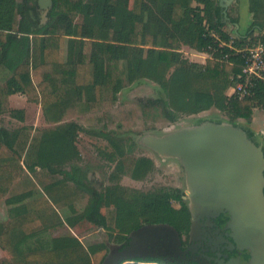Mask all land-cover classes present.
I'll return each mask as SVG.
<instances>
[{"label":"trees","instance_id":"1","mask_svg":"<svg viewBox=\"0 0 264 264\" xmlns=\"http://www.w3.org/2000/svg\"><path fill=\"white\" fill-rule=\"evenodd\" d=\"M32 1L0 0V73L9 71L0 81V113L10 111L23 122V109H4L19 94L40 104L53 126L0 125V201L5 199L8 207L7 220L0 222V248L13 256L0 264H93L92 256L103 261L108 255L105 243L87 247L72 233L52 234L59 225L75 226L83 215L98 226L104 222L105 195L91 188L78 168L68 167L78 155L75 141L82 129L77 122H64L68 111L82 100L89 106L112 104L121 90L123 64L129 79L143 75L158 80L166 93L158 104L171 121L182 111L217 108L228 113L230 122L250 125L254 110L264 106V84L258 83L254 97L228 96L242 72L240 56L226 62L218 51L202 64L179 51L180 44L201 51L218 47L210 31L230 40L218 0H52L45 20L38 0L34 6ZM250 13L247 32L235 34L240 45L256 37L264 41V0H250ZM228 16L231 24L238 22ZM102 135L116 147L123 172L138 178L150 169L152 162L134 156L131 144L124 151L121 142ZM24 157L28 161L23 163ZM83 192L90 201L84 214L73 216L68 209ZM115 204L107 225L120 231L115 240L122 246L145 225L167 224L181 235L190 228L191 212L180 189L163 187L118 198Z\"/></svg>","mask_w":264,"mask_h":264},{"label":"rangeland","instance_id":"2","mask_svg":"<svg viewBox=\"0 0 264 264\" xmlns=\"http://www.w3.org/2000/svg\"><path fill=\"white\" fill-rule=\"evenodd\" d=\"M21 1V0H20ZM36 1H32L30 5H36ZM45 20L46 10H38ZM232 12H236V5L232 6ZM215 44V43H214ZM179 50L184 56L194 62L206 63L210 57L208 53L198 52L186 45H179ZM214 55V53H213ZM124 67V68H123ZM123 78L121 90L117 94L113 103H105L100 106H89L88 102L82 100L77 106L68 111L64 118V122L74 121L81 125L82 129L77 135L75 146L77 154L72 159L68 167H76L80 170V174L86 177V183L91 188L105 195V201L101 208L104 214V222L102 226H98L90 222L83 215L82 219L75 222V226L69 227L59 225L58 228L52 229V234L61 236L72 233L85 246L97 245L105 243L106 251L109 254L111 249L120 248L123 244L115 240V235L120 234L117 229H110L107 225L112 211L116 208L118 198H129L139 193L155 192L156 190L166 187L180 189L184 194V200L189 204L188 186L186 182V172L180 160L176 158L163 157L154 152L152 149L142 143V139L146 135L163 136L173 132L184 126H192L203 122L204 120L229 121L228 113L220 111L217 108L200 112L198 114H189L181 112L175 121H171L162 113L164 107L158 104V100L166 97V93L158 83V80L143 75H135L129 79L125 75V65L123 64ZM9 74V72H8ZM7 75L0 73V81L5 80ZM236 83L234 84V86ZM233 90L227 89L226 94L230 96ZM122 106V107H120ZM24 109L25 120L20 122L11 116L10 111L0 113V125L10 129L21 126H33V128L52 127L53 124L48 123L44 116L42 106L40 104L29 102L23 95H14L4 104V109ZM259 110H264L263 105L258 106ZM118 111H120L118 113ZM123 124V127L121 126ZM245 126L244 121L236 123ZM102 133L109 135V139L119 141L126 151L131 144L133 146L132 154L143 160L152 162L150 169L142 176L134 178L130 174H126L119 167V155H116V147L103 137ZM264 138V135L260 133ZM260 140V139H259ZM117 143V142H116ZM28 161V157H24L22 162ZM87 193H82L80 199H77L72 209L68 212H74L73 216L84 214L90 201ZM176 208H180V203L173 201ZM67 208H65L66 210ZM64 216V212L62 213ZM8 217V207L5 199L0 201V220L6 221ZM75 218V217H73ZM74 220V219H73ZM2 221V222H3ZM3 251V250H2ZM5 253V259H0V263L12 260L13 256ZM3 257V258H4ZM142 259H146L140 257ZM105 259V258H104ZM94 264H103V261L95 260ZM135 261H126L124 264H134ZM139 264H161V263H139Z\"/></svg>","mask_w":264,"mask_h":264},{"label":"water","instance_id":"3","mask_svg":"<svg viewBox=\"0 0 264 264\" xmlns=\"http://www.w3.org/2000/svg\"><path fill=\"white\" fill-rule=\"evenodd\" d=\"M234 0H219L225 20ZM45 6H52L46 0ZM227 23V24H228ZM142 143L163 157L176 158L186 172L191 233L199 218L228 214L227 228L236 245L251 252L250 264H264V144L243 125L204 120L163 136L146 135ZM169 239L181 250L179 232L167 224L145 225L130 234L122 250L111 249L103 264L142 257L137 251L153 239Z\"/></svg>","mask_w":264,"mask_h":264},{"label":"flooded vegetation","instance_id":"4","mask_svg":"<svg viewBox=\"0 0 264 264\" xmlns=\"http://www.w3.org/2000/svg\"><path fill=\"white\" fill-rule=\"evenodd\" d=\"M39 3L41 7L47 4L46 0H40ZM229 219L228 214L200 217L199 225L192 234L191 216L188 233H179L181 250L172 246L169 239L158 238L141 247L137 253L143 258L177 264H250L251 252L236 245L231 230L227 228ZM128 244L119 249L122 250Z\"/></svg>","mask_w":264,"mask_h":264},{"label":"built area","instance_id":"5","mask_svg":"<svg viewBox=\"0 0 264 264\" xmlns=\"http://www.w3.org/2000/svg\"><path fill=\"white\" fill-rule=\"evenodd\" d=\"M210 36L218 43V47L210 46L203 51L211 54L209 58H213L219 51L222 54L221 59L226 62H230L231 56H240L243 59L242 72L237 76L236 85L231 87L233 92L230 96L239 99L254 97L258 83L264 84V41L256 37L252 42L240 45L235 38L223 40L215 31H210ZM225 47L229 49L226 52L223 51Z\"/></svg>","mask_w":264,"mask_h":264},{"label":"crops","instance_id":"6","mask_svg":"<svg viewBox=\"0 0 264 264\" xmlns=\"http://www.w3.org/2000/svg\"><path fill=\"white\" fill-rule=\"evenodd\" d=\"M39 2H40V0H38V5L40 7V10H42V9L46 10V13L52 7V6L41 7ZM218 2H219V0H218ZM234 4L236 5V12H232V6ZM193 5H196V3L194 2ZM228 13L231 16L238 17V22L234 23V24L228 23L223 29L225 32H227L230 35V38L236 39L235 34L236 35H237V33L245 34L247 32L250 24H251L252 14L250 13V0H234L228 8ZM256 34H257V32H256ZM192 49H194V48H192ZM194 50H196V49H194ZM196 51L203 52L201 50H196ZM8 72L9 71H3L2 73L5 75H8ZM17 95H19V94H17ZM12 96H14V95H12ZM245 126L254 134V136L256 137V139L259 142H262L264 144V138L260 136V133L262 135H264V110H259V109L254 110L252 123L250 125H245ZM2 221L3 220H0V222H2ZM80 242L84 245V243L81 240H80ZM4 255H5V253L0 248V259L4 260L6 257V256L4 257ZM92 263L94 264L93 256H92Z\"/></svg>","mask_w":264,"mask_h":264}]
</instances>
